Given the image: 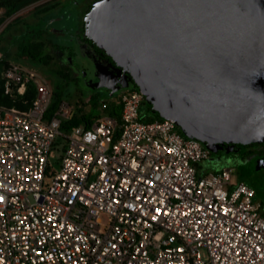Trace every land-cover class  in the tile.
Returning a JSON list of instances; mask_svg holds the SVG:
<instances>
[{
    "label": "built area",
    "instance_id": "2783aa9c",
    "mask_svg": "<svg viewBox=\"0 0 264 264\" xmlns=\"http://www.w3.org/2000/svg\"><path fill=\"white\" fill-rule=\"evenodd\" d=\"M2 77L35 97L0 106V264H264L255 190L233 166L207 170L211 151L174 118L142 120L139 87L119 91V121L102 101L89 128L63 134L74 108L46 118L48 80L15 62Z\"/></svg>",
    "mask_w": 264,
    "mask_h": 264
},
{
    "label": "water",
    "instance_id": "95a60500",
    "mask_svg": "<svg viewBox=\"0 0 264 264\" xmlns=\"http://www.w3.org/2000/svg\"><path fill=\"white\" fill-rule=\"evenodd\" d=\"M84 21L119 67L102 87L130 77L208 145L264 143V0H97Z\"/></svg>",
    "mask_w": 264,
    "mask_h": 264
},
{
    "label": "trees",
    "instance_id": "16d2710c",
    "mask_svg": "<svg viewBox=\"0 0 264 264\" xmlns=\"http://www.w3.org/2000/svg\"><path fill=\"white\" fill-rule=\"evenodd\" d=\"M94 1L97 0H77L71 1L66 5L75 7L77 4L81 5L80 11L76 13L80 17L79 23L77 28V32L73 34L76 36L75 46L73 44L65 43L60 39H56L59 33H55L53 26L54 24L49 20L51 17H45L46 13L53 12L57 9L50 8L49 11L42 12V8L35 10L34 14L37 17L35 22L28 23L26 20H23L22 17H16L13 23H23V28L17 34H9V30L14 27L13 24L7 23L2 29H0V42L5 41L4 46H0V106L5 108H15L19 111H27L30 106L31 102L35 97V87L33 83H29L23 92V94H18L15 91L11 94L5 92L4 87V79L2 77L3 69L8 66L11 62V58L15 59V61L24 60L28 64L34 67H43L45 72L51 73L57 78V82L59 83L60 78L62 79L67 72L65 71L68 67L62 66L59 64L57 67L52 68L50 67V54L48 53L49 46L52 47V50L58 52L60 55H67L72 60L74 57L77 56V45H85L87 50L91 53L92 56L95 58H100L106 62H109L111 67L114 68L113 79L118 80L116 75V69L119 67L116 63L112 60V58L105 53V51L98 47L89 37L85 34V21L84 17L87 12L90 10ZM29 0H0V7L6 8L5 16L13 14L16 10L21 8L22 6L26 5ZM65 5V6H66ZM61 13H64L62 8L59 10ZM55 12V14H56ZM44 18L45 22H42L40 18ZM4 17L0 16V24L2 23ZM6 37H8L6 39ZM18 63V62H17ZM111 75V76H112ZM117 77V78H116ZM68 84L65 86L64 89H56L53 88L52 91V98L50 104L47 109L46 118H49L53 112L56 110L58 104L62 100H69L71 99L72 89L71 87H76L79 79L77 77L69 76ZM129 82L131 86L138 87L133 80L129 77ZM117 84V83H116ZM70 87V88H69ZM110 87H104L102 90L98 88L90 93L88 99L85 101L82 106L74 110L73 115L68 120L62 121L60 124V131L63 134H68L74 127L82 125L85 128H89L96 117L99 116V107L102 101H106L101 99L102 93H105L106 96H111L113 99L106 101L108 106L105 112L112 116L113 118L120 120L121 114V104L115 99L120 91L117 90L116 92L111 93ZM147 103V110L149 113L145 111V109L141 108L140 112L142 113V120H154V119H162L164 117L160 116L157 112L152 110L151 105L144 101V104ZM183 133V132H182ZM184 134V133H183ZM186 136V135H185ZM256 144H263L264 143H250L245 144L247 146H253ZM235 145H243V144H235Z\"/></svg>",
    "mask_w": 264,
    "mask_h": 264
},
{
    "label": "rangeland",
    "instance_id": "374dc122",
    "mask_svg": "<svg viewBox=\"0 0 264 264\" xmlns=\"http://www.w3.org/2000/svg\"><path fill=\"white\" fill-rule=\"evenodd\" d=\"M73 0H29V2L16 10L13 14L5 16L6 8L0 7V16H3L4 19L0 24V29H2L7 23L13 24L9 30V34H17L22 30L23 23H13L16 17H22L23 20H26L28 23H32L36 21V16L34 14L35 10L42 8V12L51 10L50 8L57 9L53 12L46 13L45 17H51L49 20L54 24L53 28L55 33H59L58 38L53 39L54 41L60 39L65 43L73 44L75 46L76 36H73L74 33L77 32L75 27L77 28L80 17L76 13L80 11L81 5L77 4L75 7H71L66 5L67 3ZM77 1V0H74ZM66 5V6H65ZM62 8L64 13H61L59 10ZM56 12V14H55ZM42 22L44 18H40ZM8 37H6L7 39ZM5 41L0 42V46L5 45ZM48 53L50 54V67L55 68L59 64L62 66L68 67L65 71L67 74L61 79L58 83L57 78L51 73L45 72L43 67H34L24 60L15 61V59L11 58L10 62L19 63L20 65L28 68H34L40 75H42L46 80H48L51 84L52 90L55 87L56 89H64L67 86L69 76H75L79 79L76 87H71L72 95L71 99L67 100L70 102L72 107L75 109L82 106L85 101L88 99L90 93L94 90L100 88L102 90V84H100V80H102L105 84L111 85L113 83V78L105 77L103 72L108 70L107 68L101 69L97 63H93L94 61L91 59L89 52L85 49L79 51L77 50V56L70 58L67 55H60L58 52L52 50V47L49 46ZM93 63V64H92ZM91 69V70H90ZM109 71V70H108ZM91 72V73H90ZM95 72L98 73V76L95 75ZM90 78L88 77V75ZM109 74V73H107ZM101 82V83H103ZM131 86V83H128ZM70 88V87H69ZM126 87H121L120 91L125 89ZM106 96L105 93H102L101 99H104ZM147 103L143 104L141 108L145 109L147 113ZM182 133V131H181ZM182 135H184L182 133ZM64 140L58 138L56 146L57 149L54 150V155H58L60 153L59 147L64 145ZM205 147H207L211 151L210 161H205L203 164L206 166L207 170H217L221 167L225 166H233L235 171L233 173V180L243 181L248 186L255 190L254 200L260 203H264V145L256 144L253 146L247 145H229L227 143L223 144H215L208 145L206 143H202Z\"/></svg>",
    "mask_w": 264,
    "mask_h": 264
},
{
    "label": "flooded vegetation",
    "instance_id": "af4514ba",
    "mask_svg": "<svg viewBox=\"0 0 264 264\" xmlns=\"http://www.w3.org/2000/svg\"><path fill=\"white\" fill-rule=\"evenodd\" d=\"M95 2V1H94ZM93 2V3H94ZM92 7V6H91ZM77 48H78V50L79 51H81V50H83V49H85V50H87V48H86V46L85 45H77ZM81 49V50H80ZM88 52H89V50H87ZM89 55H90V57H91V59L95 62V63H97V65H99L100 67H101V69L103 70V68H104V70H105V68H107L108 70H105L106 72H103L104 74H105V77H110L111 78V75L114 73V68L113 67H111V65H110V63L109 62H106V61H104V60H102V59H100V58H95L94 56H92L91 55V53L89 52ZM93 62V63H94ZM92 63V64H93ZM91 70V69H90ZM91 73V72H90ZM107 73H109V74H107ZM90 76H92V75H88V77L90 78Z\"/></svg>",
    "mask_w": 264,
    "mask_h": 264
},
{
    "label": "crops",
    "instance_id": "0c3cea01",
    "mask_svg": "<svg viewBox=\"0 0 264 264\" xmlns=\"http://www.w3.org/2000/svg\"><path fill=\"white\" fill-rule=\"evenodd\" d=\"M111 97H112L111 95L110 96H105L104 100L108 101V100L111 99Z\"/></svg>",
    "mask_w": 264,
    "mask_h": 264
}]
</instances>
